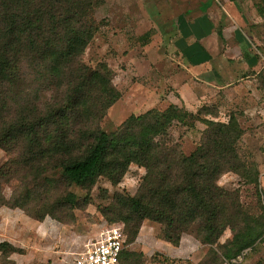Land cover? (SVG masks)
I'll list each match as a JSON object with an SVG mask.
<instances>
[{
	"label": "trees",
	"instance_id": "16d2710c",
	"mask_svg": "<svg viewBox=\"0 0 264 264\" xmlns=\"http://www.w3.org/2000/svg\"><path fill=\"white\" fill-rule=\"evenodd\" d=\"M101 2L0 0V149L12 155L0 166V207H19L43 218L41 209L29 206L42 202L37 188L23 186L9 198L2 192V182L20 171L21 178H43L48 200L59 192L60 181L86 187L103 176L115 185L135 164L145 170L137 192L115 193L110 203L125 223L126 242L149 219L161 225V238L174 246L183 234L209 245L212 264L236 258L260 236L259 227L237 193L218 179L235 172L256 180L257 170L246 167L238 152L244 130L233 115L227 122L202 118L206 127L200 140L185 154L169 130L196 115L172 104L131 115L111 133L103 131L99 122L119 93L106 64L91 68L82 61L93 38L89 13ZM261 73L264 68L258 81ZM207 108L202 114L217 118L218 112ZM60 197L54 209L76 204L69 193ZM227 228L231 239L218 244ZM6 247L14 251L8 243H1L0 251Z\"/></svg>",
	"mask_w": 264,
	"mask_h": 264
},
{
	"label": "rangeland",
	"instance_id": "374dc122",
	"mask_svg": "<svg viewBox=\"0 0 264 264\" xmlns=\"http://www.w3.org/2000/svg\"><path fill=\"white\" fill-rule=\"evenodd\" d=\"M248 1H237L244 21L236 13L238 8L233 9V0H102L89 13L93 38L82 55L87 66L106 64L113 73L119 97L99 122L106 133L131 115L162 111L172 104L197 118H188L184 125L175 122L169 130L185 154L200 140L206 127L202 118L227 122L233 115L244 130L238 152L246 167L257 170L256 180L226 172L218 184L237 193L242 209L258 224L260 236L230 260H222L221 250L214 246L220 264H264V74L258 81L251 72L245 78L240 70L246 64L252 71L264 68V27L249 25L250 14L244 15L252 12ZM254 33H259L258 41ZM228 82L224 91L215 87ZM205 106L218 112L217 118L202 114ZM10 157L0 149V166ZM21 173L2 182L4 196L9 198L13 190L19 194L23 186L37 188L35 197L42 202L32 201L29 206L41 209L44 216L36 219L19 207H0V244L14 249L0 251V264H73L108 225L119 224L126 231L110 203L115 193L134 195L145 170L131 164L115 185L103 176L86 187L60 181L59 194L48 200L43 178H21ZM66 193L76 204L54 209L56 199ZM160 230V224L143 220L137 236L126 242L120 264H212L209 245L183 234L174 246L161 238ZM231 237L227 228L218 244Z\"/></svg>",
	"mask_w": 264,
	"mask_h": 264
},
{
	"label": "built area",
	"instance_id": "2783aa9c",
	"mask_svg": "<svg viewBox=\"0 0 264 264\" xmlns=\"http://www.w3.org/2000/svg\"><path fill=\"white\" fill-rule=\"evenodd\" d=\"M126 235L119 224L108 225L99 238L74 258L73 264H120L125 249Z\"/></svg>",
	"mask_w": 264,
	"mask_h": 264
},
{
	"label": "crops",
	"instance_id": "0c3cea01",
	"mask_svg": "<svg viewBox=\"0 0 264 264\" xmlns=\"http://www.w3.org/2000/svg\"><path fill=\"white\" fill-rule=\"evenodd\" d=\"M233 1H234V3H233V6H234L233 9H236V7H237L238 9H237V12L236 13H238V17H240V19H243L244 20L243 13H241L240 8H239V5L237 3V1H239V0H237V1L236 0H233ZM229 2H232V0H229ZM247 4H251L252 5V12H250V13L249 12L248 13L246 12V13H244V15L245 14H250V15H247L248 18L251 20V23L249 25H251L252 27L255 26L256 28H259V27H262L263 28L264 27V8H263L264 0H249L247 2ZM203 18H204V15H202V18L201 19H203ZM205 21L207 22L206 19H205ZM205 21H203V22H205ZM258 34L259 33H254V35H253L255 37L254 39L256 41H258V36H259ZM261 34H262V36L264 35V33H261ZM209 57H212V56H209ZM251 61L254 62L255 59L252 58ZM252 69L253 68H250V66L248 64H246L245 66H243L242 68H240V70H242L241 72L243 74L246 73V77L245 78L249 77L250 75H248V72H251L250 73L251 76H253L255 78V80H256L257 74L261 71L262 67L260 69H258V70H255V71H252ZM243 80H244V78L241 79L240 81H243ZM230 83L231 82H228V83H226V84H224L222 86H219L218 85V86H215V87H217V90H218V87H221V88H219V90L224 91V89H222V88L225 87V86H228ZM212 87H214V86H212Z\"/></svg>",
	"mask_w": 264,
	"mask_h": 264
}]
</instances>
